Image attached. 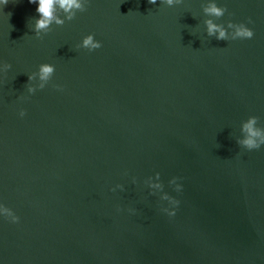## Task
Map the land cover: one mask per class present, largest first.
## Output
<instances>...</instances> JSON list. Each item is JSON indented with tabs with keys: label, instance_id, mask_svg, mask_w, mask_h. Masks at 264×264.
I'll return each instance as SVG.
<instances>
[{
	"label": "water",
	"instance_id": "95a60500",
	"mask_svg": "<svg viewBox=\"0 0 264 264\" xmlns=\"http://www.w3.org/2000/svg\"><path fill=\"white\" fill-rule=\"evenodd\" d=\"M35 8L0 11V202L20 218L0 219V264H264V147L236 144L249 116L264 128V3L90 0L42 39ZM207 19H251L254 38L218 41ZM88 34L100 49H76ZM42 63L55 73L28 96Z\"/></svg>",
	"mask_w": 264,
	"mask_h": 264
},
{
	"label": "clouds",
	"instance_id": "9594fccd",
	"mask_svg": "<svg viewBox=\"0 0 264 264\" xmlns=\"http://www.w3.org/2000/svg\"><path fill=\"white\" fill-rule=\"evenodd\" d=\"M10 0H0V11H3L4 7L9 4ZM90 0H28L29 4L36 6L35 11L38 16L32 23L30 30L34 33L36 39H42L50 31L53 25L62 27L66 22L74 20L78 13H83L87 10ZM149 4L164 5L167 8H173L183 3V0H148ZM264 3V0H261ZM204 14L209 17H215L219 19L222 17L227 9L225 7H218L215 3L209 4L203 9ZM253 21L248 19L246 23H233L231 20L227 22L226 27L224 25L216 24L212 19L204 21L206 27V35L209 37H215L218 41H236V40H252L254 38V31L248 25H251ZM76 49H85L88 52H94L102 47L100 41L95 39L94 34H88L84 36L80 42L75 46ZM11 64L0 61V76L11 70ZM55 73V66L49 63H42L38 66V69L27 76V84L25 85L28 96L35 94L37 91L45 89V87L51 81ZM54 88L58 92H62L63 88L59 85H54ZM27 99V97H23ZM25 112L21 110L19 117L23 118ZM241 135L236 139V144L240 149L246 152H252L260 150L264 147V128L260 127V120L256 116H249L240 125ZM159 173H156L154 177L149 178L147 187L150 190H162L160 183L151 182L152 179L159 180ZM134 181V178H133ZM169 186L176 193L182 192V184L179 182V178L173 177L169 180ZM117 189L123 191V185L117 184L115 187L109 190L115 192ZM153 191L149 192V195H154ZM162 201L167 203V206H162L160 211L172 218L176 215V209L179 207L180 201L174 197L164 194L160 197ZM117 212L121 209L117 208ZM129 214H135L134 209L127 210ZM0 219L5 220L11 224H18L20 218L14 213L12 209L5 206L0 202Z\"/></svg>",
	"mask_w": 264,
	"mask_h": 264
}]
</instances>
